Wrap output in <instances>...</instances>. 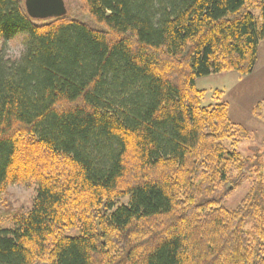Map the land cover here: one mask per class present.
Instances as JSON below:
<instances>
[{"label": "trees", "instance_id": "obj_1", "mask_svg": "<svg viewBox=\"0 0 264 264\" xmlns=\"http://www.w3.org/2000/svg\"><path fill=\"white\" fill-rule=\"evenodd\" d=\"M69 6L38 21L0 0V37L28 33L22 59L0 57V198L36 187L0 221V264H264L261 153H239L248 131L196 88L253 73L264 0ZM236 173L253 176L228 210Z\"/></svg>", "mask_w": 264, "mask_h": 264}, {"label": "rangeland", "instance_id": "obj_2", "mask_svg": "<svg viewBox=\"0 0 264 264\" xmlns=\"http://www.w3.org/2000/svg\"><path fill=\"white\" fill-rule=\"evenodd\" d=\"M65 2L70 12L71 0ZM253 13L256 17H261V11L254 10ZM0 57L5 61H13L4 57L3 46H0ZM196 88L205 92L203 106L216 103L214 100L216 92L222 94L221 102L227 104L231 121L249 133V138L237 147L238 152L244 157H253L261 153L264 174V41L259 45L257 65L251 75L243 76L237 72L213 74L197 79ZM252 176L253 174L246 173L240 177L236 173L235 179L238 180L234 182L235 186L230 191L225 188L218 193L223 207L235 210L240 206L248 192ZM35 197L34 185L9 187L0 198V221L9 222L15 216L28 212ZM128 204L129 198L118 202L119 206Z\"/></svg>", "mask_w": 264, "mask_h": 264}, {"label": "water", "instance_id": "obj_3", "mask_svg": "<svg viewBox=\"0 0 264 264\" xmlns=\"http://www.w3.org/2000/svg\"><path fill=\"white\" fill-rule=\"evenodd\" d=\"M25 10L31 19L38 21L59 19L68 14L65 0H25Z\"/></svg>", "mask_w": 264, "mask_h": 264}, {"label": "clouds", "instance_id": "obj_4", "mask_svg": "<svg viewBox=\"0 0 264 264\" xmlns=\"http://www.w3.org/2000/svg\"><path fill=\"white\" fill-rule=\"evenodd\" d=\"M28 33L19 32L10 39L0 37V46H3V55L13 61L22 59L28 51Z\"/></svg>", "mask_w": 264, "mask_h": 264}]
</instances>
